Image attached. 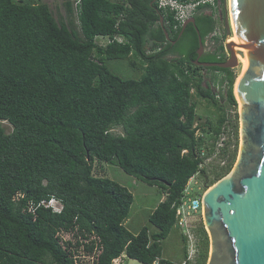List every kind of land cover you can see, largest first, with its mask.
<instances>
[{
	"label": "trees",
	"instance_id": "1",
	"mask_svg": "<svg viewBox=\"0 0 264 264\" xmlns=\"http://www.w3.org/2000/svg\"><path fill=\"white\" fill-rule=\"evenodd\" d=\"M216 3L224 11L225 1ZM73 4L63 0L64 14L55 16L45 3L0 0V121L11 127L6 133L0 124V264H73L61 230L98 238L94 264H112L122 254L141 264H174L161 257V242L173 229L175 206L232 124L225 106L237 108L234 70L192 63L198 37L204 43L215 30L214 11L199 6L179 36L174 13L153 0ZM222 51L201 60L222 63ZM128 58L140 64L137 79L109 64ZM201 69L221 74L224 95L203 86ZM193 98L206 101L217 119L197 125ZM114 127L122 133H112ZM95 160L161 190L163 200L148 216L156 231L132 234L124 227L133 196L97 177ZM235 160L231 154L213 173L215 182ZM51 196L61 202L60 213L27 211Z\"/></svg>",
	"mask_w": 264,
	"mask_h": 264
},
{
	"label": "water",
	"instance_id": "2",
	"mask_svg": "<svg viewBox=\"0 0 264 264\" xmlns=\"http://www.w3.org/2000/svg\"><path fill=\"white\" fill-rule=\"evenodd\" d=\"M229 3L239 45L225 43L229 57L222 63L193 62L204 68L233 69L238 64L236 50L246 61L234 85L239 104L237 158L231 171L201 198V217L210 243L207 264H264V0ZM189 23L194 24V19L181 24L179 36ZM230 27L225 13L226 37ZM164 35L168 39L167 32ZM202 52L198 37L197 56Z\"/></svg>",
	"mask_w": 264,
	"mask_h": 264
},
{
	"label": "rangeland",
	"instance_id": "3",
	"mask_svg": "<svg viewBox=\"0 0 264 264\" xmlns=\"http://www.w3.org/2000/svg\"><path fill=\"white\" fill-rule=\"evenodd\" d=\"M18 2L19 0H14ZM26 3H45L49 6L51 11L56 16L58 13L63 15V7L62 3L63 0H24ZM74 3L76 0H71ZM224 11H222L221 7L214 11V18L216 20V31L212 33L206 40L205 47L209 51L219 50V47H223L225 55L228 57V53L225 49V43L230 41L233 37V32L230 27L231 33L228 37L225 36L224 28H223V20L225 17V13H227L228 21H229V14H228V4L227 0L223 6ZM236 38V35H234ZM234 39V38H233ZM97 42L99 44H105L107 41L105 39H98ZM132 59L128 58L125 60L120 61H113L109 63L120 76L124 78H139L141 75V67L139 62H135V65H131ZM238 64L234 70L236 74L235 82L237 78L241 76L242 70L244 68V64H241L240 61L237 59ZM199 74L203 77V86L209 85L210 90L214 94H218L221 92V95L225 93V86L220 85L221 74L218 72L207 71L205 69H201ZM235 85V83H234ZM233 94H234V86H233ZM236 100V98H235ZM194 103L196 104V115L197 125H203L206 120L214 122L218 115L215 109H213L206 101L199 100L193 98ZM225 106V105H224ZM227 118L231 128V132L228 135V140L230 141L229 147H227V153L229 158L227 159V164L230 161V155L237 153L239 149V117H238V110L237 108H230L226 107ZM1 126L5 129L6 133L11 132V127L4 121H0ZM238 126V130L236 132L235 127ZM233 126V127H232ZM227 129V128H226ZM114 134H121L120 127H114L111 130ZM221 159L218 157L210 156L207 159V164L203 167V173L201 172L197 176V182L200 187L198 192L199 194H204L205 191L210 188L215 182L214 179V172L223 167L221 164ZM226 164V165H227ZM234 165V164H233ZM94 174L97 177H107L121 186H124L129 190V192L133 196V203L131 204L129 214L127 219L123 222L124 227L132 234H136L142 227H147L150 232L156 231V228L152 226L148 222V216L153 211V209L159 203V199L164 197L161 193V190L155 186H149L139 180H136L132 176L124 173L118 166L113 164H108L104 162H99L95 160L94 162ZM194 189V188H193ZM197 195V194H196ZM190 228L189 233L191 236V245L196 248V263L195 264H207L209 255H210V243H209V236L207 230L204 228L203 221L201 214H194L189 219ZM76 236V235H75ZM69 239H73V235H69ZM162 247V254L161 257L166 261H169L174 264H180L183 260V256L185 253L186 241L184 237H182L180 231L177 228H173L169 235L162 240L161 242ZM125 256V255H124ZM122 264H141L137 260L130 259L128 257H123Z\"/></svg>",
	"mask_w": 264,
	"mask_h": 264
},
{
	"label": "built area",
	"instance_id": "4",
	"mask_svg": "<svg viewBox=\"0 0 264 264\" xmlns=\"http://www.w3.org/2000/svg\"><path fill=\"white\" fill-rule=\"evenodd\" d=\"M78 3L79 0H76L75 5L73 4V6L76 7ZM156 3L158 9L174 13V20L179 25H181L185 20L195 14L198 7L201 5H209V7H211L213 11H216V9H218L216 0H192L188 3H180L176 0H156ZM215 31L216 28L214 32ZM115 39L120 42L119 38ZM105 40L107 42H110L108 38ZM226 128L227 129L222 130V133L220 134L219 139L215 144L214 152L211 155L214 157H218V159H221V164L223 167L226 166V161L229 158L227 149L226 154H224L223 157L219 156L221 150L224 151L225 146L227 148L230 144L228 135L231 132V129L229 126H227ZM204 154L205 153L203 150L201 155ZM209 157L205 158L204 162L198 166V172L195 173L191 178H189L187 184L183 189L182 197L180 198L179 203L175 206V223L173 225V228H177L186 241L185 253L180 264L196 263V248L191 245L189 219L196 213L201 214V198L203 194L198 195L200 187L197 182V176L201 173L200 171L203 170V167L207 164V159H209ZM38 207L49 209L52 213L56 214L62 211L61 202L53 196L48 199L39 201L36 205L30 203L27 207V211L31 214H34L35 209ZM69 235H73L75 241H73V239H69ZM57 236L60 238L62 247L70 254V258L73 264L95 263L96 257L101 250V247L98 245V238L91 235L84 237L78 235L77 237H74L73 232H65L62 230L57 234ZM123 257H125L124 254L112 260V264H122ZM152 264H159V260L156 259Z\"/></svg>",
	"mask_w": 264,
	"mask_h": 264
},
{
	"label": "bare ground",
	"instance_id": "5",
	"mask_svg": "<svg viewBox=\"0 0 264 264\" xmlns=\"http://www.w3.org/2000/svg\"><path fill=\"white\" fill-rule=\"evenodd\" d=\"M227 4H228V11H229V18H230V26H231V29H232V32H233V37L231 38L230 41H233L236 45H239V42H238V38H237V36H236V38H235V36H234V35H236V34H235V29H234V26H233L232 19H231V11H230V3H229V0H227ZM233 38H234V39H233ZM235 52H236V57H237V59L240 61L241 64H244V66H245V65H246V61H245V59L242 57V55H241V51L236 50Z\"/></svg>",
	"mask_w": 264,
	"mask_h": 264
},
{
	"label": "flooded vegetation",
	"instance_id": "6",
	"mask_svg": "<svg viewBox=\"0 0 264 264\" xmlns=\"http://www.w3.org/2000/svg\"><path fill=\"white\" fill-rule=\"evenodd\" d=\"M195 14H196V12H195ZM195 14H193L190 18H193L194 19V21H195ZM190 18H188V19H190ZM189 24H192V23H189ZM189 24H187V25H189ZM186 25V26H187ZM193 25V24H192ZM207 40V39H206ZM206 40L204 41V43H202L203 44V52H202V54L198 57H196V59H193L192 60V63L194 62V61H198V62H200V63H203L202 62V60H201V58H202V56H203V54H205L206 52H213V51H209V50H207V48L205 47V43H206ZM227 52V51H226ZM228 53V52H227ZM222 54L224 55V61L226 60V59H228V57H229V55H228V57L225 55V53H224V50L222 51ZM193 65H195L194 63H193ZM195 66H197V65H195ZM197 67H201V66H197ZM204 68V67H203ZM237 102V101H236ZM237 106L239 107V104H238V102H237ZM238 112H239V110H238ZM209 236V235H208Z\"/></svg>",
	"mask_w": 264,
	"mask_h": 264
},
{
	"label": "crops",
	"instance_id": "7",
	"mask_svg": "<svg viewBox=\"0 0 264 264\" xmlns=\"http://www.w3.org/2000/svg\"><path fill=\"white\" fill-rule=\"evenodd\" d=\"M163 200V197L159 199V202Z\"/></svg>",
	"mask_w": 264,
	"mask_h": 264
}]
</instances>
